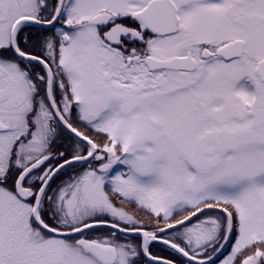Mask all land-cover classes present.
<instances>
[{
	"label": "snow or ice",
	"instance_id": "6c2138e0",
	"mask_svg": "<svg viewBox=\"0 0 264 264\" xmlns=\"http://www.w3.org/2000/svg\"><path fill=\"white\" fill-rule=\"evenodd\" d=\"M0 264H264V0H0Z\"/></svg>",
	"mask_w": 264,
	"mask_h": 264
}]
</instances>
